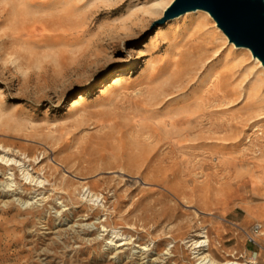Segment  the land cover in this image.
I'll return each instance as SVG.
<instances>
[{"label":"rangeland","instance_id":"374dc122","mask_svg":"<svg viewBox=\"0 0 264 264\" xmlns=\"http://www.w3.org/2000/svg\"><path fill=\"white\" fill-rule=\"evenodd\" d=\"M172 1L52 0L47 7L40 0H0V129L20 126V135L4 133L0 138L38 158L33 174L51 180L49 190L37 196L44 201L35 207L22 206L18 196L0 192V264H150L144 256L128 258L145 245L153 249L151 260L169 258L162 264H198L186 241L201 231L209 238L205 253L213 260L264 264V237L253 232L261 220H247L241 206L261 200L247 193L220 203L213 188L223 181L224 168L217 166L210 148L196 140L203 131L215 137L221 126H197L187 133L186 126L154 130L152 125L193 87L206 84L225 62L217 76L226 77L233 92L218 116L234 123L246 120L244 132L254 138L248 148L237 146L235 155L253 154L264 146L261 133L255 136L252 131L264 130V117L247 121L248 99L238 92L256 75L262 78L264 92V71L251 52L235 48L202 13L161 23ZM197 19L203 27L199 32H208L211 42L202 56L188 58L185 50ZM167 52L186 60V71L174 82L159 73ZM119 76L122 80L115 82ZM105 116L112 120L100 125L98 120ZM167 137L174 148L171 155L187 160L185 188L194 178L198 186L209 183L208 210L201 203L164 198L162 188L142 179L146 162L130 163L137 150L129 146ZM122 168L139 173L131 177ZM65 177L74 180L75 199L62 189ZM92 180H99L97 191L105 197V208L91 209L80 201L82 185ZM18 192L23 200L38 194L33 189ZM139 199L133 210L132 201ZM156 200L160 203L154 205ZM163 205L170 208L153 218ZM60 207L68 215L61 225L55 219ZM89 217L96 233L78 237V220ZM102 223L108 230L133 229V243L124 246L118 258L106 246ZM96 237L99 244H90ZM169 244L175 247L167 254Z\"/></svg>","mask_w":264,"mask_h":264},{"label":"bare ground","instance_id":"6f19581e","mask_svg":"<svg viewBox=\"0 0 264 264\" xmlns=\"http://www.w3.org/2000/svg\"><path fill=\"white\" fill-rule=\"evenodd\" d=\"M52 0H40L42 4L49 7ZM202 13L205 19L208 21L212 18L207 12L196 11L188 14H200ZM213 19V18H212ZM214 26L217 27L215 21L213 22ZM192 33L189 35V40L186 46L185 57L196 59L204 54L207 51V46L210 44L211 39L208 35V32L200 33L199 29H202V23L197 19L193 23ZM199 28V29H198ZM218 30H220L217 27ZM221 36L226 39V36L221 31L219 32ZM233 45V44H232ZM236 48V47H235ZM250 50L246 48H240L238 50ZM250 54V53H249ZM181 55L178 59L175 56H172L171 53L162 55V63L159 65V73L165 78L172 80L173 82L177 79L182 78L184 72L186 71L185 57ZM188 60V59H187ZM256 63L264 71V66L254 58ZM225 67V62L219 64L213 71L212 78L208 79V82L199 83L193 87L190 94L183 97L181 103L177 107H170L166 113H161L159 117H156V120L152 125L156 126L154 130H157L159 126H166L170 129L175 128V126H186L185 128L190 132L192 129L197 126H221L222 132H220L215 137L207 134L206 132H201L197 134V139L200 140L203 146H208L210 148L211 155L216 156L218 162L217 166L224 168V179L216 186L218 200L223 205L228 204L234 198L238 196H244L247 193H250V196L258 197L261 201L259 204L252 205L249 201H244L241 206L246 213L247 220L259 219L261 220L262 231L259 236L264 237V146L263 149L255 151L253 154L243 153L241 158H238L236 153L237 146H245L248 148L252 144L253 138L250 134H245L244 127L247 124L246 120L240 123H234L232 120L226 119L225 121L219 119L218 114L223 111L224 105H228L229 95L233 90L231 89V83L228 79L220 78L217 75L219 71ZM155 76V74H154ZM220 78V79H219ZM213 79H215L213 81ZM122 78L119 76L115 79V82L121 81ZM263 81L259 75H256L254 78L246 82V85L239 90V94L246 95L248 99V112L249 119L247 121H252L255 118H263L264 114V92H263ZM106 90V88H105ZM173 106V105H171ZM112 118L101 117L98 120L100 125L104 122L111 121ZM159 130V129H158ZM196 130V129H194ZM172 131V130H169ZM253 134L258 135L261 133L262 139H264V130L259 128L252 129ZM12 134L20 135V126H12L11 129L1 130L0 136L2 134ZM260 135V134H259ZM258 137V136H257ZM171 141L169 137L165 141H150L145 139L144 142L137 144L136 146H129V148L134 151L137 150V154L130 160L131 164L137 162H146L145 171L142 179L148 184L158 186L162 188L167 194H161L164 198L172 196L174 199H180L187 204L201 203L204 209L208 210L210 199H211V187L207 184L199 185L197 183V178L192 180V184L187 186L188 180L186 179L189 175L188 166L186 165L187 160L184 159L182 155H171L174 152V148L171 146ZM176 149V148H175ZM78 159L79 156H76ZM250 157L251 161H248ZM38 158L31 157L30 153L26 150L17 149L14 143H9L2 138H0V175L4 176L0 180V192L5 197H17L18 201L22 206L30 207L36 206L37 203L44 201V196L37 199V196L43 195V191L49 190L48 185L51 180H48L46 177L40 175H34L33 171L35 169V164L37 163ZM64 164L67 165V162L64 160ZM124 173H127L129 176L134 177L139 173L138 171H133L129 169L122 168ZM141 173V172H140ZM137 178V177H136ZM21 179V181H20ZM57 178L54 179V184L52 185L55 188ZM63 182V181H62ZM199 182V181H198ZM64 193L70 198H76L77 189L74 187V180L69 177L64 178ZM99 180H92L82 185V191L78 193L80 201L88 203L91 209H99L101 207H106L104 204L105 197L97 191ZM33 189L35 193H38L36 196L25 199L21 197L19 190ZM116 192V191H115ZM62 204L64 208H67L68 201L65 200L64 196H61ZM120 197L118 196L116 204L121 203ZM246 200L242 198V200ZM14 200V199H13ZM61 200V199H60ZM141 200L132 201L133 210L140 204ZM173 202V201H172ZM160 201L154 203L157 205ZM175 203V202H174ZM7 204V203H6ZM176 205V204H174ZM38 206V205H37ZM33 207V208H34ZM154 207V206H153ZM175 207V206H173ZM168 205H163V208L159 211L153 213V218L163 216L164 212L169 209ZM202 208V209H203ZM56 221L61 225L64 221L68 220V215L63 210L62 207L56 208ZM91 218L87 220H78V231L74 232L78 234L82 233L87 236H93L96 233V225L89 222ZM85 221V222H84ZM107 223V222H106ZM74 227H71L73 229ZM102 228L104 229L103 237L106 242V246L109 247V250L112 249L114 252V257H120L123 252L124 246H129L133 243L130 233L132 232L131 227H127V230H108L105 223H102ZM106 233V234H105ZM90 244L98 245V237L90 239ZM186 244L191 249L192 253L198 260V264H259L257 261L248 260L245 262L227 260L223 263H219L212 259L211 256L205 253V251L210 247V241L208 236L204 231L198 232L196 238H192L186 241ZM174 245H168V253H171ZM150 245H145L140 248H135L132 250V253L129 254V257H142L148 258L150 264H162L165 261H168L167 258H159L151 260L150 255L152 253Z\"/></svg>","mask_w":264,"mask_h":264},{"label":"water","instance_id":"95a60500","mask_svg":"<svg viewBox=\"0 0 264 264\" xmlns=\"http://www.w3.org/2000/svg\"><path fill=\"white\" fill-rule=\"evenodd\" d=\"M207 12L236 48L250 50L264 66V0H173L161 23Z\"/></svg>","mask_w":264,"mask_h":264},{"label":"built area","instance_id":"2783aa9c","mask_svg":"<svg viewBox=\"0 0 264 264\" xmlns=\"http://www.w3.org/2000/svg\"><path fill=\"white\" fill-rule=\"evenodd\" d=\"M261 231H262L261 225L260 224H256L254 226V228H253V232L260 235Z\"/></svg>","mask_w":264,"mask_h":264}]
</instances>
